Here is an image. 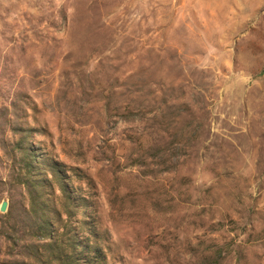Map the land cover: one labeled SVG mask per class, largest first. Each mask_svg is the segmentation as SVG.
<instances>
[{"label":"rangeland","instance_id":"1","mask_svg":"<svg viewBox=\"0 0 264 264\" xmlns=\"http://www.w3.org/2000/svg\"><path fill=\"white\" fill-rule=\"evenodd\" d=\"M0 264H264V0H0Z\"/></svg>","mask_w":264,"mask_h":264},{"label":"water","instance_id":"2","mask_svg":"<svg viewBox=\"0 0 264 264\" xmlns=\"http://www.w3.org/2000/svg\"><path fill=\"white\" fill-rule=\"evenodd\" d=\"M6 208V201H3L0 205V211H5Z\"/></svg>","mask_w":264,"mask_h":264}]
</instances>
